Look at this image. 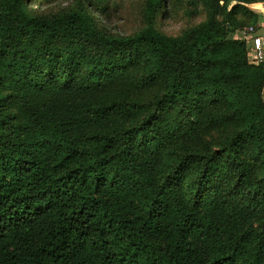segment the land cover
Wrapping results in <instances>:
<instances>
[{
    "label": "trees",
    "instance_id": "obj_1",
    "mask_svg": "<svg viewBox=\"0 0 264 264\" xmlns=\"http://www.w3.org/2000/svg\"><path fill=\"white\" fill-rule=\"evenodd\" d=\"M201 2L176 35L154 27L166 1L147 0L141 28L114 36L83 7L0 0V264H264L251 205L191 202L160 170L233 125L222 152L254 197L264 188V62L232 37L252 14L238 0L218 20L221 0Z\"/></svg>",
    "mask_w": 264,
    "mask_h": 264
},
{
    "label": "rangeland",
    "instance_id": "obj_2",
    "mask_svg": "<svg viewBox=\"0 0 264 264\" xmlns=\"http://www.w3.org/2000/svg\"><path fill=\"white\" fill-rule=\"evenodd\" d=\"M28 9L33 15H51L70 9L83 7L91 14L99 27L114 36L129 35L141 28L144 23V9L147 0H25ZM166 6L160 5L155 17V29L167 36L180 33L191 28L205 18V8L201 0H165ZM238 0H221L222 10L216 12L218 20L228 13ZM247 1L244 6L252 13L238 16V28L232 35L245 26L257 25V13L264 11V0ZM253 9V10H252ZM259 10V11H258ZM225 13V14H224ZM264 24V21H263ZM256 28V27H255ZM264 99V88H263ZM235 126L226 128H212L202 130L192 141H183L181 152L174 157L165 156L162 159L160 170L163 175L175 177L171 184L180 189L189 201L215 194H223L232 200L251 205L254 208V226L264 231V188L260 198L250 193V185L241 180L235 151L229 154L222 152L221 143L227 134L236 131ZM178 145V146H179ZM174 148H177L175 146ZM249 146L242 153L247 158L253 155ZM262 157L255 162V179L257 184L263 178L264 165ZM239 161V160H238Z\"/></svg>",
    "mask_w": 264,
    "mask_h": 264
},
{
    "label": "built area",
    "instance_id": "obj_3",
    "mask_svg": "<svg viewBox=\"0 0 264 264\" xmlns=\"http://www.w3.org/2000/svg\"><path fill=\"white\" fill-rule=\"evenodd\" d=\"M236 38L246 43L247 59L250 63L264 62V34H257L254 26H245L236 32ZM250 42V46L247 43Z\"/></svg>",
    "mask_w": 264,
    "mask_h": 264
},
{
    "label": "crops",
    "instance_id": "obj_4",
    "mask_svg": "<svg viewBox=\"0 0 264 264\" xmlns=\"http://www.w3.org/2000/svg\"><path fill=\"white\" fill-rule=\"evenodd\" d=\"M247 8H251V7H249V6H247V5H245ZM253 10V9H252ZM259 10H262V11H264V8H259ZM258 10V11H259ZM249 12V14H252L250 11H248ZM258 15H257V25L255 26L256 28V33L257 34H264V24H263V21H264V12L261 14V15H259V13H257ZM247 45H249L250 46V42H248L247 43ZM264 88V87H263ZM262 93H263V90H262ZM262 97H263V95H262Z\"/></svg>",
    "mask_w": 264,
    "mask_h": 264
}]
</instances>
